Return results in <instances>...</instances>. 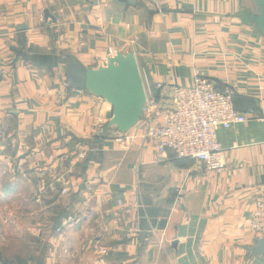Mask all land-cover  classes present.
Instances as JSON below:
<instances>
[{
	"label": "crops",
	"instance_id": "1",
	"mask_svg": "<svg viewBox=\"0 0 264 264\" xmlns=\"http://www.w3.org/2000/svg\"><path fill=\"white\" fill-rule=\"evenodd\" d=\"M259 10L258 0H0V242L9 225L25 230L47 247L43 264H264L249 226L264 191ZM118 51L135 54L149 96L197 73L233 89L248 120L217 130L223 172L159 153L144 119L116 141L112 105L69 85L63 60L97 69Z\"/></svg>",
	"mask_w": 264,
	"mask_h": 264
},
{
	"label": "built area",
	"instance_id": "2",
	"mask_svg": "<svg viewBox=\"0 0 264 264\" xmlns=\"http://www.w3.org/2000/svg\"><path fill=\"white\" fill-rule=\"evenodd\" d=\"M158 86L161 89L159 97L147 93L141 118L146 125L144 140L161 154L172 150L179 158L198 159L208 170L223 172L226 164L217 130L220 127L229 129L248 120L247 115L235 107L233 89L219 88L199 73L191 85ZM127 138V133H120L116 141L122 144ZM118 203L122 204L120 200ZM70 223L71 217L64 219L56 232L62 233ZM249 226L264 238V191L255 200Z\"/></svg>",
	"mask_w": 264,
	"mask_h": 264
},
{
	"label": "water",
	"instance_id": "3",
	"mask_svg": "<svg viewBox=\"0 0 264 264\" xmlns=\"http://www.w3.org/2000/svg\"><path fill=\"white\" fill-rule=\"evenodd\" d=\"M259 13L253 15V23L264 35V0H258ZM49 16V12H46ZM67 69V82L75 89L105 99L112 105L110 125L116 131L126 134L143 116L147 101L141 70L133 52L118 51L109 58L105 66L97 69L86 68L73 58L63 60ZM264 244V238L261 239Z\"/></svg>",
	"mask_w": 264,
	"mask_h": 264
},
{
	"label": "rangeland",
	"instance_id": "4",
	"mask_svg": "<svg viewBox=\"0 0 264 264\" xmlns=\"http://www.w3.org/2000/svg\"><path fill=\"white\" fill-rule=\"evenodd\" d=\"M9 224L10 222H8ZM11 226L9 225L5 229L7 237L5 240H2L3 242H0V248L4 247L2 248L3 251L0 249V264H43V256L47 251V247H44L42 243L43 241L35 238L32 239L31 235L23 229L18 231V229L14 228L15 230H12Z\"/></svg>",
	"mask_w": 264,
	"mask_h": 264
},
{
	"label": "trees",
	"instance_id": "5",
	"mask_svg": "<svg viewBox=\"0 0 264 264\" xmlns=\"http://www.w3.org/2000/svg\"><path fill=\"white\" fill-rule=\"evenodd\" d=\"M57 226H58V225H57ZM57 226H56V227H57Z\"/></svg>",
	"mask_w": 264,
	"mask_h": 264
}]
</instances>
